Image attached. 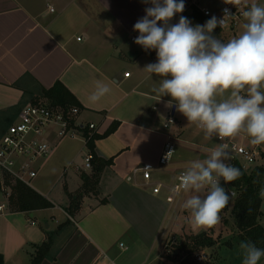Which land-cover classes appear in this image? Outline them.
Instances as JSON below:
<instances>
[{
    "label": "crops",
    "instance_id": "crops-1",
    "mask_svg": "<svg viewBox=\"0 0 264 264\" xmlns=\"http://www.w3.org/2000/svg\"><path fill=\"white\" fill-rule=\"evenodd\" d=\"M194 2L184 0V11L175 16L181 14L193 26L202 25L189 18ZM149 6L142 0H0V122L11 117L17 121L19 111L4 112L21 105L26 89H49L60 81L81 105L80 123L97 124L100 135L119 123L110 136L96 139V155L114 158V164L102 173L98 194L85 196L73 217L67 211L69 197L57 200L54 192L68 195L81 188V172L91 171L84 168L89 150L81 134L58 139L53 129L49 131L52 151L37 163L38 175L31 188L54 206L29 214L0 212L4 264L32 262L35 246L68 220L72 225L54 247L56 260L42 264H181L182 258L165 244L168 237L177 241L184 236L171 230L182 195L174 199L168 188L192 161L209 156L189 146L210 153L218 141L189 123L175 104L167 107L170 96L160 98L152 92L160 77L150 78L144 67L156 63L157 57L130 42L131 35H139L134 24ZM223 31L217 36L222 42ZM97 81L111 90L91 103L88 97ZM170 114L176 123L165 128ZM168 135L175 136L178 149L170 165L158 166ZM245 139L250 142L251 138ZM146 163L157 166L153 181L165 186L159 194L141 176L128 180L135 168Z\"/></svg>",
    "mask_w": 264,
    "mask_h": 264
},
{
    "label": "clouds",
    "instance_id": "clouds-1",
    "mask_svg": "<svg viewBox=\"0 0 264 264\" xmlns=\"http://www.w3.org/2000/svg\"><path fill=\"white\" fill-rule=\"evenodd\" d=\"M151 6L133 26L139 35L134 42L146 52L155 50L156 63L144 70L160 77L152 92L170 96L167 107L176 106L189 123H195L209 138L220 141L246 133L253 145L264 144V5L252 3L243 12V32L222 42L213 35L222 27L224 18L212 16L203 25H192L180 16L178 23L170 21L185 9L184 0H142ZM241 0H225L237 5ZM107 84L97 81L89 95L91 103L110 92ZM172 151L167 153L166 158ZM228 145L220 143L204 160H194L179 178V187L192 194L183 204L196 228H211L220 222V213L232 197L220 186L236 180L241 172L230 163ZM264 197V189L260 190ZM242 264H258L264 249L252 241L239 244Z\"/></svg>",
    "mask_w": 264,
    "mask_h": 264
},
{
    "label": "trees",
    "instance_id": "trees-1",
    "mask_svg": "<svg viewBox=\"0 0 264 264\" xmlns=\"http://www.w3.org/2000/svg\"><path fill=\"white\" fill-rule=\"evenodd\" d=\"M189 18L198 21L202 25L205 24L210 17L205 16L197 7L193 6L189 13ZM221 32V28L217 26L213 30V35L218 36ZM155 56V50H150ZM20 82L15 86H19ZM31 103L33 105H47L52 108L63 109L69 111L72 108H78L81 112V105L70 91H68L61 83L56 82L54 86L49 89L39 86V89L33 88L26 89L21 101V105L12 107L8 111L4 112L9 114L12 111L21 112L22 107ZM12 116V114H11ZM16 118V117H13ZM6 119L0 122V139L6 130L13 124L14 119ZM119 123H114L112 127L104 134L100 135L97 132L91 133L88 129L79 127V132L88 140L86 145L89 152L92 154V169L89 173L82 171L81 179L82 186L75 193H68L70 200L67 211L70 216H75L80 211L82 202L85 196L89 194H98L99 185L101 182V176L104 170L114 164V158L104 160L96 155L95 142L96 139L110 136L118 127ZM231 165L238 168L241 175L231 183H226L228 187L233 189L235 196L229 205L221 211L222 219L224 214L229 212L230 220L223 219L224 225L230 227V237L222 240V236L214 238L213 234L204 232L201 234H187L180 237L172 246L171 252L176 253L177 258H182L183 264H200L195 256L200 252L208 249H214L211 256L217 259L221 255V249L224 250L227 255L222 256L223 259L230 261L223 264H242L241 261H232L231 252H238L242 254L239 248L241 241H252L258 248L264 249V224L262 218L264 217L262 211V203L264 197L260 196V190L264 189V165H254L249 168L243 167L241 161L238 158L232 159ZM11 187V193L7 199V208L14 213H32L37 210L52 208L54 205L47 198L39 194L30 186L24 183L11 180L8 181ZM105 200V199H104ZM103 200V202H105ZM72 225L71 221H67L60 226L56 231H48L46 241L41 245L35 246V250L32 254V264H42L45 260H56V254L54 253V247L59 236L64 232L67 226ZM171 253V255H172ZM208 254V253H207ZM206 254V257H207ZM210 256V257H211ZM0 264H4V257L0 255Z\"/></svg>",
    "mask_w": 264,
    "mask_h": 264
},
{
    "label": "built area",
    "instance_id": "built-area-1",
    "mask_svg": "<svg viewBox=\"0 0 264 264\" xmlns=\"http://www.w3.org/2000/svg\"><path fill=\"white\" fill-rule=\"evenodd\" d=\"M219 7L215 14L208 6H201L196 2L192 5L197 7L205 16H215L218 20L224 18V9L227 8L231 12L230 17H225V23L222 27L231 28L234 30L239 22L243 20V12L245 11L244 4L241 2L237 5L225 3V0H218ZM181 16V14H180ZM138 35H131L130 42H134ZM137 45V44H136ZM139 46V45H138ZM155 57L156 53H155ZM130 72L125 73V77H129ZM80 110L78 108H72L69 111L63 109L52 108L47 105L28 104L22 108L17 121L14 122L6 130L0 139V193L5 195L8 199L11 193V187L9 185L10 179L24 183L27 186L32 187L33 181L38 175L37 163L47 158L52 151V145L47 138L49 131L53 129L54 134L58 139L66 137H78L81 133L78 128L82 127L88 129L91 133L98 131V125L95 123H80L79 121ZM176 118L173 114H170L165 128H170L176 123ZM82 135V134H81ZM83 136V135H82ZM237 136V135H236ZM225 138L220 141L217 137L218 145L225 143L228 145V151L231 158H238L243 160V167L247 168L248 165L254 164L258 156L256 148H248L238 143L237 137ZM164 144L161 157H159L158 166L170 165L176 154L177 146L175 143V136L168 135ZM83 139L87 143V139L83 136ZM172 151L170 155L167 153ZM86 170L92 169V154L88 152L85 157ZM157 166L152 163H146L142 167H137L133 170L132 175L128 177L129 181H135L138 176H141L143 181L148 185H153V192L159 194L164 188V184L161 182L153 181L154 171ZM185 170H181L175 180L170 184L169 190L172 192V198L176 199L184 191L179 187V178ZM235 196L233 190L230 191ZM7 209V204L0 205V212H4ZM202 253V254H201ZM206 253L200 252L196 254L195 258L200 263L205 259Z\"/></svg>",
    "mask_w": 264,
    "mask_h": 264
},
{
    "label": "rangeland",
    "instance_id": "rangeland-1",
    "mask_svg": "<svg viewBox=\"0 0 264 264\" xmlns=\"http://www.w3.org/2000/svg\"><path fill=\"white\" fill-rule=\"evenodd\" d=\"M199 3H201L200 5L201 6H208L209 8H211L212 10H215L219 7V1L218 0H199ZM241 3L244 4V8L245 10L247 9L248 6H250L252 3H257V4H260V5H264V0H241ZM175 19H179L177 16H174L172 18V21H175ZM246 22L245 18H243V20L241 22H239V24L237 25V27L232 30L231 28H224V35H223V42H228L230 39L232 38H235L237 36H239L244 28V23ZM177 23V22H176ZM219 39V38H218ZM264 90V89H262ZM175 125V124H174ZM192 129L190 128L189 131H191ZM248 136L246 133L244 132H241L239 133L236 137H237V140H238V143L245 146V147H248V148H256L257 149V152H258V156L255 160V163L254 164H250L247 166V168L249 167H252L254 165H264V144H260V145H253L251 144L250 145V142H248L247 140L248 139H245V136ZM214 138V137H213ZM212 138V139H213ZM216 138V137H215ZM250 145V146H248ZM189 148L193 151H198L200 152L201 154L203 155H210L209 152H207L205 149H199L198 147H195V146H189ZM178 149V148H177ZM181 153V152H180ZM176 155V154H175ZM175 157V156H174ZM232 159L234 158H231L230 160L227 161V163H229L230 161H232ZM243 163H245L243 160H241ZM85 163V161H84ZM35 181V180H34ZM33 181V183H34ZM222 181V179L220 180V186L223 187L225 190H226V193L229 194V191L230 189H227L226 188V183ZM61 187H65L63 185V183L60 184ZM59 186V187H60ZM233 190V189H231ZM55 194V198L57 197V200H58V196L59 197H63V199L66 198V200L68 199V195L65 194V191L62 192L61 195H58V191L54 192ZM54 194L52 197H54ZM192 193L191 192H184L183 194H181L182 196H180L178 198L179 202H177V208H178V213L176 214L173 222H172V225H171V230L172 229H176V233L179 232V235H185V234H201V233H204V232H209L211 234H213V237L214 238H218L219 235L222 236V240H225L227 239L228 237H230L231 233H230V227L229 226H225L224 225V222H223V219H225V217L227 218V220H230V223H231V218L229 216V212H226L224 215V218L222 219V215L220 213V222L218 224H216L215 226L211 227V228H205V229H201V228H196L194 227V225L192 224L191 222V215H190V212L188 211L187 215L186 212L184 211L185 209L183 208V204L184 202L186 201L187 198H189V196L191 195ZM229 196H231L229 194ZM65 197V198H64ZM186 197V198H185ZM234 196L231 197L230 199V202L232 201ZM4 203H8L7 201V198L5 197V195H3L2 193H0V204H4ZM7 210H9V208H7ZM262 211H263V214H264V202L262 203ZM262 223L264 224V217L262 218ZM176 242V240L174 239V237H168L166 239V246H167V249L171 252V248L173 246V244ZM57 246V245H56ZM214 251V249H208V250H204L202 252L204 253H208L207 254V257L205 256V259L200 262V264H223V263H229L230 261H228L227 259H223L222 256H225L227 255L226 252L227 250L225 251L224 250V247H222L221 249V255H219V258L217 259V255H218V251L217 253L215 252L214 254H216V257L215 258H212L211 254L212 252ZM171 254V253H170ZM202 254V253H201ZM211 256V257H210ZM232 261H243V256L242 254H238V252H231V258H230ZM31 264V261L30 263ZM181 264H183L181 262ZM258 264H264V257H261V260L258 261Z\"/></svg>",
    "mask_w": 264,
    "mask_h": 264
}]
</instances>
